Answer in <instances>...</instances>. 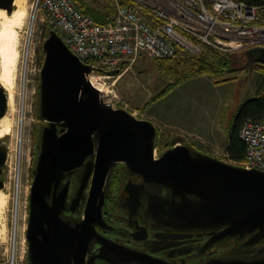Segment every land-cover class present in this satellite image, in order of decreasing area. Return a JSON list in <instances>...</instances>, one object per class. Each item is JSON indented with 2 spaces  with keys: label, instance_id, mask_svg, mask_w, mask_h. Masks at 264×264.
<instances>
[{
  "label": "water",
  "instance_id": "1",
  "mask_svg": "<svg viewBox=\"0 0 264 264\" xmlns=\"http://www.w3.org/2000/svg\"><path fill=\"white\" fill-rule=\"evenodd\" d=\"M16 0H0L15 11ZM38 116L42 121L25 237L27 264H188L160 258L101 234L113 172L125 164L161 190L145 215L180 237L207 239L228 251L195 264H264V171L204 152L182 136L157 150L158 126L125 106L104 100L93 82L95 67L82 60L51 28L42 43ZM243 81L264 47L247 51ZM118 75L121 67L100 69ZM8 93L0 81V119ZM9 139L0 138V192L9 159ZM128 204L137 208L139 188L126 185ZM156 199V200H155Z\"/></svg>",
  "mask_w": 264,
  "mask_h": 264
},
{
  "label": "built area",
  "instance_id": "2",
  "mask_svg": "<svg viewBox=\"0 0 264 264\" xmlns=\"http://www.w3.org/2000/svg\"><path fill=\"white\" fill-rule=\"evenodd\" d=\"M30 6L34 19L50 23L68 47L93 64L94 73L100 72L103 77L116 75L100 69H127L142 56L161 59L176 57L180 52L199 55L203 43L220 51L264 47V4L250 5L240 0H127L118 4L113 20L106 23L84 13L74 0H30ZM110 91L112 96L107 95L105 101L115 104V90ZM239 136L246 144L242 165L264 171V116L247 119ZM16 156L14 176L19 188L22 151ZM19 220L21 216L17 219L14 215L11 229L4 233L6 239H0V264H23L26 258ZM25 227L26 219L24 231Z\"/></svg>",
  "mask_w": 264,
  "mask_h": 264
},
{
  "label": "rangeland",
  "instance_id": "3",
  "mask_svg": "<svg viewBox=\"0 0 264 264\" xmlns=\"http://www.w3.org/2000/svg\"><path fill=\"white\" fill-rule=\"evenodd\" d=\"M74 2L81 7L88 5L91 9L101 12L103 16L110 19L115 16L118 4L125 3L126 0H74ZM42 25L38 19H34L30 0H27V13L19 29L20 61L17 70V85H19L17 92L20 94L24 87L26 91L24 124L21 130L20 118L17 119L14 132L11 135H6L10 140L9 160L11 162L7 163L5 168L7 188L4 191L8 196L2 205L0 215V239H6L4 233L13 225L16 207L17 219L21 216L19 222L22 224L20 240H26L24 222L26 219L27 226L31 168L34 161L33 151L37 144L41 124L38 116V91L40 70L43 64L42 43L45 37ZM184 56L185 54L180 52L179 55L172 58L171 64L180 65L181 57ZM236 71L234 77L227 82L217 83L206 74L175 82L178 71H174V68L171 69L169 66L161 68L156 58L142 56L134 65L127 69L122 68L120 73L114 77H103L100 72L94 73V76H101L108 97L112 96V92L108 91L114 88L117 100L115 105L125 106L140 117L148 118L163 109V114L166 113L165 119L172 126H188L187 123L195 126L196 123L199 124L200 119H203V121L211 122L221 137H229L236 113L245 101L258 94L263 78L261 72L254 70L243 81L246 69ZM24 76L26 82L23 87ZM166 89L167 91L162 97L153 101L158 94ZM18 98L20 99L19 95ZM172 129L174 130L171 131L173 136L169 139L163 138V135L160 134L163 144L165 141L172 144V140L176 136L184 137L178 128ZM187 138L190 144L196 148L230 160L225 149V142L211 143L209 141L207 143L195 137ZM20 150L23 157L19 172L20 186L17 191L14 169L15 158ZM15 189L18 197L16 206Z\"/></svg>",
  "mask_w": 264,
  "mask_h": 264
},
{
  "label": "flooded vegetation",
  "instance_id": "4",
  "mask_svg": "<svg viewBox=\"0 0 264 264\" xmlns=\"http://www.w3.org/2000/svg\"><path fill=\"white\" fill-rule=\"evenodd\" d=\"M161 133L162 132L159 130L157 138V156L161 154L164 147L171 145L168 141H165L163 144V138L160 136ZM38 139L33 151L34 161L31 168L30 186L34 178L33 170L36 164ZM10 148L9 159L11 153ZM9 159L7 163H9ZM6 165L4 166L2 173V177L5 181ZM128 183H130L131 187L134 189L139 188V192L141 193V202L137 208H132V203H130V205L128 204V201H130V194L126 190V185ZM160 190V186L147 182L142 175L129 170L125 164H118L113 172L104 207V220L106 226L97 224L96 229L101 234L111 237L116 241L137 250L149 253L156 257H165L169 260L177 262L185 261V263L188 264H195L203 258L228 251L230 246L218 248L212 247L202 253H199L198 248L207 239V235L203 238L197 236L196 234L180 237L178 235L171 234V232H163V226H159L155 220L147 218L145 215L147 205L149 202H153L152 197H154V194ZM25 243L27 248V240H25ZM23 264H27V254Z\"/></svg>",
  "mask_w": 264,
  "mask_h": 264
},
{
  "label": "trees",
  "instance_id": "5",
  "mask_svg": "<svg viewBox=\"0 0 264 264\" xmlns=\"http://www.w3.org/2000/svg\"><path fill=\"white\" fill-rule=\"evenodd\" d=\"M127 1V0H126ZM245 1L250 5H263L264 0H240ZM78 6V5H77ZM84 13L91 15L97 22L106 23L112 18H107L102 15L101 12L91 9L88 5L83 7L78 6ZM53 28L50 23L46 22L42 25V30L45 36L49 29ZM250 47H245L237 51H220L208 44H202V52L199 55H189L185 52L184 57H181V64H171L170 58H161L158 60V65L163 68L169 66L171 69L174 68L176 72L175 82H180L189 77L197 75H209L217 83L227 82L231 80L236 70L246 69L247 66V51L250 50ZM179 55V54H178ZM88 62V61H87ZM90 63V62H88ZM261 72L263 78L260 85V91L258 94L247 101H245L239 111L235 115V119L232 123L230 134H229V143L227 146L228 158L237 164H243L245 160L246 153V144L239 136V130L242 124L247 119L261 118L264 116V62L255 61L253 64V69ZM167 91L163 90L158 94L153 101L162 97L163 94ZM163 138L169 139L172 137V133L162 132Z\"/></svg>",
  "mask_w": 264,
  "mask_h": 264
},
{
  "label": "bare ground",
  "instance_id": "6",
  "mask_svg": "<svg viewBox=\"0 0 264 264\" xmlns=\"http://www.w3.org/2000/svg\"><path fill=\"white\" fill-rule=\"evenodd\" d=\"M15 3L16 9L11 14L5 9L0 8V81L3 83L8 93V109L5 116L0 119V138L5 137L6 135H11L14 132L17 119L20 118L21 130L24 124L26 103V91L24 86L26 78L24 76V88H22L21 93L18 94L17 87H19V85H17V70L20 61L19 29L21 28L27 13V0H16ZM93 82L95 87L102 91L104 100H106L107 93L101 77H93ZM18 95L20 99L18 98ZM18 190L19 188H17V191ZM7 196L8 194L5 191L0 192V215L2 212V205L5 203ZM15 200L16 206L18 204L17 196ZM14 212V215L17 218L16 207Z\"/></svg>",
  "mask_w": 264,
  "mask_h": 264
},
{
  "label": "crops",
  "instance_id": "7",
  "mask_svg": "<svg viewBox=\"0 0 264 264\" xmlns=\"http://www.w3.org/2000/svg\"><path fill=\"white\" fill-rule=\"evenodd\" d=\"M113 18H114V16H113ZM163 112H164L163 109H161L160 111H158L157 114H152V116L148 117L149 119H152L155 122V124L158 126V128H159V130L161 132H169V133H171V131H174L172 128H178L179 131H180V134H182L185 137L186 140L188 139L187 137H189V138L190 137H193V138L195 137L198 140H202V142L204 141V142H207V143H209V141L211 143H218V142H221V143L223 142L224 143L225 142V149L227 151V146H228V143H229V137H221L218 134V132H216V129L213 127L211 122H208V121L206 122V121H203V119H200L199 120V124L196 123L195 126L194 125H189L190 123H187L188 126L187 125H184V126H182V125L172 126L165 119L166 113L163 114ZM215 148H216V146H215Z\"/></svg>",
  "mask_w": 264,
  "mask_h": 264
}]
</instances>
